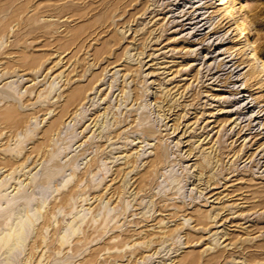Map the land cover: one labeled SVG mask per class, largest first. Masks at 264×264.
<instances>
[{
    "label": "rangeland",
    "instance_id": "rangeland-1",
    "mask_svg": "<svg viewBox=\"0 0 264 264\" xmlns=\"http://www.w3.org/2000/svg\"><path fill=\"white\" fill-rule=\"evenodd\" d=\"M101 1L0 0V264H264L263 126L238 134L226 100L246 79L165 31L167 0ZM243 1L264 59V0Z\"/></svg>",
    "mask_w": 264,
    "mask_h": 264
},
{
    "label": "bare ground",
    "instance_id": "bare-ground-1",
    "mask_svg": "<svg viewBox=\"0 0 264 264\" xmlns=\"http://www.w3.org/2000/svg\"><path fill=\"white\" fill-rule=\"evenodd\" d=\"M113 1H118V0H113ZM135 1L138 2L140 0H128V7L134 6L133 3ZM167 1L168 2L166 4L160 5V21H166L165 31H169L171 28L179 26L181 27L180 29L181 32L189 31V34H192L191 37L193 36L192 38L201 36V38H199L200 41L191 42V44H194V45L198 43L201 44L203 46L201 50L205 51L206 55L201 50H198V49L197 51L196 50L190 51V54L196 52L197 53L196 55H201V56L203 55V58L201 59L204 61V64L208 65L209 67H211L213 63L216 64L217 61L220 60V62L218 63V68H217L218 72L223 71L227 73L228 79L231 80V82H227L229 83V85L231 84L234 87H237V85L240 82L246 79L244 83L245 87L243 88V90L240 89L242 86H239V88L233 89L230 92V97L226 99L228 102H230L231 104H234V106L237 107L234 113L238 117L232 122V124L236 123L237 124L236 126L240 127L238 134H240L245 128H247L248 130H254L256 129L258 125H261L263 126L262 130L261 129L257 130L255 132L256 133L255 136L264 135V106H262L257 112L256 108L258 107V104L260 103L257 100H255L256 98H253L252 93L249 96H247V94L245 93L246 91L251 92L250 88L254 86L250 83V81L252 80L255 82V85H259V87L264 86V79H263L264 59H262L260 55L261 53L259 51V48H257V46H254V48H252V42L254 40L252 41V38H251L252 30L249 27V24L251 22L249 13L251 10H249L248 8L250 6L243 0H215V1H212V0L211 1H208V0H167ZM119 2L123 3L124 0H119L116 3L119 4ZM108 3H110L109 0H104L101 3V5H104L105 7V5H107ZM240 4L241 6H239ZM79 6H80L79 4H74L72 2L67 1L65 4L62 5L61 8L65 9L66 11L68 9L69 10L77 9ZM210 10L212 11L209 13L208 11ZM147 12H148V8L144 10L143 15H146ZM238 12H241L240 13L241 15L244 14L243 18L242 17L240 18L238 16ZM219 15H221L220 19L217 22H215L214 18ZM209 23L211 25H209ZM170 25H173V26L168 27ZM233 25L235 26L233 27ZM234 31H236L234 34L235 36H232ZM242 34H243V38L245 37L242 40L244 45H242L241 47H237V45L241 43V39L238 38L237 40H232V38H236L238 37V35H242ZM162 36L163 35H160V38H162ZM230 42L231 43L233 42V46L225 47V45H227ZM250 48H251V51L248 52ZM247 52H248V55L246 54ZM142 54H144V51ZM228 54L229 56H227ZM245 54L247 57H244ZM233 55L234 57H232ZM220 56H225V57L220 58ZM210 60H214V62L209 63ZM256 60H259V61L261 60L262 64L260 68L256 67L255 65ZM257 65H258V62H257ZM247 66H250V67L247 73L243 74L241 71ZM209 70H210L209 72H211L212 69H209ZM241 77L243 78L241 79ZM78 94H79L78 92L76 93L73 92L70 95V99L76 98L77 96H79ZM217 96L218 95H215V97ZM251 97L255 100V104H253V100L249 101ZM176 107L177 106L174 103V105H171V107L169 108V111H172L174 108L176 109ZM0 118L5 119V120L13 119L14 112H11V111L2 112L1 111ZM239 120H241L242 122L240 123ZM258 120L259 122L255 124V122H257ZM245 122L247 124L243 125ZM179 127H180L179 125L175 126L174 131L178 130ZM224 131L226 132L227 129L225 128ZM159 155L161 159L163 155L161 150H160ZM220 155L221 154L217 155L216 157L218 158V161L220 160L223 161V158ZM254 157L255 158L259 157V160L257 159L258 163H254V165L260 166L261 168H263L264 167V141L262 143H259L256 151L248 156V158L253 159V160H254ZM257 160L255 159V162ZM236 161H238V159ZM216 184H218V182L215 183V185ZM256 198H259L256 206H260V209H261L262 207H264V194H259L256 196ZM246 200L248 201L250 199L248 198ZM254 207H255V204H254ZM254 207L253 209L259 208V207H256V208ZM7 241H9V238L8 237L4 238V242H7ZM263 250H264V246H263ZM256 253L252 255L253 258H254V255H256Z\"/></svg>",
    "mask_w": 264,
    "mask_h": 264
}]
</instances>
